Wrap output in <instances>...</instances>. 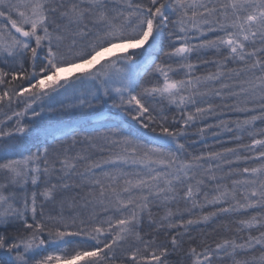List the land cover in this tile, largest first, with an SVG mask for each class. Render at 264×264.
I'll return each instance as SVG.
<instances>
[{
    "label": "snow or ice",
    "instance_id": "snow-or-ice-1",
    "mask_svg": "<svg viewBox=\"0 0 264 264\" xmlns=\"http://www.w3.org/2000/svg\"><path fill=\"white\" fill-rule=\"evenodd\" d=\"M0 264H264V0H0Z\"/></svg>",
    "mask_w": 264,
    "mask_h": 264
}]
</instances>
